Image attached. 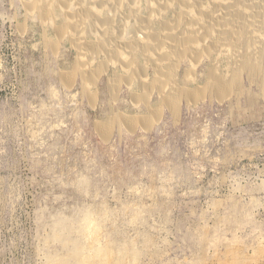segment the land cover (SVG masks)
<instances>
[{"label":"rangeland","instance_id":"1","mask_svg":"<svg viewBox=\"0 0 264 264\" xmlns=\"http://www.w3.org/2000/svg\"><path fill=\"white\" fill-rule=\"evenodd\" d=\"M66 1L0 0V264H79L76 250L99 246L106 262L89 264H264V63H237L256 66L252 42L166 47L160 71L140 22L158 39L167 24L195 38L189 0H130L119 14L97 0L98 25L115 23H86V37L70 19L84 0ZM231 77L224 100L182 94Z\"/></svg>","mask_w":264,"mask_h":264},{"label":"bare ground","instance_id":"2","mask_svg":"<svg viewBox=\"0 0 264 264\" xmlns=\"http://www.w3.org/2000/svg\"><path fill=\"white\" fill-rule=\"evenodd\" d=\"M39 2L41 1H44V0H38ZM49 2H53L54 0H47ZM62 1V0H61ZM79 1V0H67L66 1V4L64 5V8L67 12H71V10L73 9L75 3ZM97 0H84V3H80L78 4L77 3V6H76V10L74 12H71L70 14V19L72 20V22H75L76 24H73V28L78 30L80 35H83L81 34L82 31L84 30L83 28L86 27V23H90V22H97V25L99 23V20L98 19V12L96 11V8H97V3H99L98 1L96 2ZM109 1H113L114 2V5H115V9L116 11L118 12L117 14H119V10L123 7V5L127 2V1H130V0H108ZM178 1H181V0H152V2L154 3V5H156L155 3H159L161 2L162 3V6H160V10H166L168 9V6L170 4H174ZM205 2L204 4H199V5H196L195 2ZM225 0H189V1H186L184 4H182L183 6V9L185 10V21H186V24L188 26V28L191 30H195V32H197L196 34V37L195 38H188V39H176L173 37V32L175 31L174 29L171 30L170 27H172L171 25L170 26H164V30H163V33H164V36L163 38H157L154 37L151 35V32L149 29L150 25L151 24H144L145 22H147V20L143 22H140L141 23V27H142V31L140 30V32H143L142 34L145 35L144 38H146V44H148V47H147V51H152L151 53L155 54L158 56V61L155 63L152 61V63H155L157 66L156 68L160 71L161 70V64L164 60L165 57H162V52L165 50L166 47H170L169 50H172L174 52H178L180 51V53L186 51V50H182L181 49H184L186 47V49H188L187 51H189V46H198V49L201 47V46H206L207 44H210L211 46V49L212 51H217V53L225 50V48H235L237 46H239V43L241 42V40H244L246 38H248L252 44H251V50L254 51V53L256 54L257 58H258V63L256 64H253V63H249L247 61H245L244 59H240L239 57L237 59H239L237 61L238 63V66L241 68L240 70L242 71V73L245 71V69H252V70H258L259 66L258 65H262L264 63V0H227V1H231L232 4H224V5H220V6H217V7H214V10H211V12H209L207 10V6L208 5H211L212 2H221L223 3ZM48 2V4H49ZM96 2V3H95ZM107 2V3H108ZM137 2V0H136ZM151 2V3H152ZM183 2V0H182ZM43 3V2H42ZM106 3V4H107ZM40 4V3H39ZM89 4V6L87 5ZM129 4V3H128ZM134 4V3H133ZM132 4V6H133ZM136 4V3H135ZM138 4V2H137ZM51 5V4H50ZM102 5H105L102 4ZM153 5V6H154ZM54 6V5H53ZM108 6V5H107ZM106 6V7H107ZM110 6V5H109ZM135 6V5H134ZM133 6V7H134ZM50 7V6H49ZM63 7V6H62ZM104 7V6H103ZM137 7V5H136ZM42 8V7H41ZM40 8V9H41ZM100 8V7H99ZM102 8V7H101ZM105 8V7H104ZM110 8V7H109ZM132 8V7H131ZM133 9V8H132ZM136 9V8H135ZM155 9V8H154ZM101 11V10H99ZM111 11V10H110ZM115 11V13H116ZM50 12V11H49ZM155 12V11H154ZM161 12V11H160ZM160 12H156L157 16L160 14ZM40 13V12H39ZM38 13V14H39ZM54 13V12H53ZM103 13V11H102ZM184 13V12H183ZM37 14V15H38ZM48 14V12H47ZM46 14V15H47ZM130 14H131V11H130ZM129 14V15H130ZM133 15L138 16V12L135 10L132 12ZM154 14V13H153ZM162 14V13H161ZM164 14V13H163ZM192 15L194 17H192ZM39 16V15H38ZM164 16V15H163ZM47 17V16H45ZM56 17V16H55ZM116 17V15H115ZM155 17V16H154ZM153 17V19H154ZM160 17V16H159ZM181 17V16H180ZM117 18V17H116ZM177 18V17H176ZM183 19V17H181ZM68 19H69V16H68ZM143 19V18H142ZM150 19V18H149ZM107 20V21H106ZM128 21V20H127ZM176 21V20H175ZM183 21V20H182ZM72 22H69L70 25L72 24ZM152 22V21H150ZM115 23V21H114ZM112 21L108 20L107 19H104V21L100 22V25L98 26H101V24L104 26V27H112V25L114 24ZM162 23V22H161ZM166 23V22H165ZM179 23V22H178ZM177 23V24H178ZM182 23V22H181ZM179 23V24H181ZM116 25V24H115ZM114 25V26H115ZM96 26V25H95ZM139 26V24L137 25ZM179 26V25H178ZM177 26V27H178ZM109 27V29H110ZM140 27V28H141ZM162 27V26H161ZM103 28V27H102ZM115 28V27H114ZM174 28V27H173ZM64 29V28H63ZM72 28L69 27V31L71 30ZM83 29V30H82ZM106 29V28H105ZM112 29V28H111ZM75 30V31H76ZM125 30V28H124ZM138 30H139V27H138ZM62 31V30H61ZM72 31V30H71ZM153 31V30H151ZM73 32V31H72ZM86 32V30H85ZM112 32V31H111ZM119 32V31H118ZM116 32V33H118ZM126 32V31H125ZM177 32V31H175ZM194 32V31H193ZM87 33V32H86ZM107 33H110V32H107ZM75 34V33H74ZM112 34V33H111ZM115 34V33H113ZM112 34V35H113ZM153 34V33H152ZM175 34V33H174ZM76 35V34H75ZM78 35V34H77ZM86 35V34H85ZM109 35V34H108ZM140 35V34H139ZM195 35V34H194ZM121 36V34H120ZM119 36V37H120ZM125 35H123L124 37ZM127 36V35H126ZM141 36V35H140ZM82 37H86V36H82ZM179 37V36H178ZM75 38V37H74ZM114 38V36H113ZM122 38V37H121ZM142 39V40H143ZM83 40V39H82ZM115 41V38L113 39ZM119 40V39H118ZM116 39V42H113L114 44L117 43L118 41ZM75 42H78V41H75ZM80 42V41H79ZM85 43V42H83ZM97 43V42H96ZM122 43V42H121ZM119 43V44H121ZM128 43V42H127ZM140 43V42H139ZM87 44V42H86ZM134 44V43H133ZM145 44V45H146ZM78 45V44H76ZM98 45H101V44H98ZM123 45V44H122ZM125 45V44H124ZM142 45V44H141ZM144 45V46H145ZM132 46V45H131ZM209 46V45H207ZM96 47H99L97 45H95L94 48ZM104 47V46H103ZM107 47V46H106ZM123 47V46H122ZM134 47H137L134 46ZM143 47V46H142ZM146 47V46H145ZM188 47V48H187ZM93 48V49H94ZM108 48V47H107ZM132 48V47H131ZM85 49V48H84ZM83 49V50H84ZM110 49V47H109ZM126 49V47H125ZM128 49V48H127ZM210 49V48H209ZM82 50V49H81ZM88 50V49H87ZM98 50H101L98 49ZM105 50V49H103ZM102 50V51H103ZM116 50V49H115ZM130 50V49H128ZM132 50V49H131ZM135 50V49H134ZM168 50V49H167ZM166 50V51H167ZM168 50V51H169ZM108 51V50H107ZM106 51V52H107ZM143 53L145 52V50H142ZM146 51V53H148ZM204 51V50H203ZM97 52V50H96ZM99 52V51H98ZM104 52V51H103ZM102 52V53H103ZM105 52V54H106ZM112 52V51H111ZM116 52V51H115ZM133 52V51H132ZM206 52V51H204ZM94 53V52H93ZM92 53V54H93ZM110 53V52H109ZM117 53V52H116ZM115 53V54H116ZM120 53V51H119ZM118 53V54H119ZM169 53V52H168ZM171 53V52H170ZM84 54V52H83ZM111 54V53H110ZM109 54V55H110ZM123 54V53H122ZM132 54V53H130ZM153 54V55H154ZM174 54V53H173ZM171 54V55H173ZM82 55V53H81ZM108 55V56H109ZM137 55V54H136ZM144 55V54H143ZM148 55V54H147ZM146 55V56H147ZM166 55V54H165ZM164 55V56H165ZM168 55V54H167ZM176 55V54H175ZM200 55V54H199ZM83 56V55H82ZM101 56V55H100ZM121 56V55H120ZM169 56V55H168ZM167 56V57H168ZM191 56V55H190ZM143 57V56H142ZM182 57V56H181ZM192 57V56H191ZM210 57V56H208ZM241 57V56H240ZM121 58V57H120ZM137 58V57H136ZM144 58L145 59H148L145 57L144 55ZM157 58V57H156ZM179 58V57H178ZM177 58V59H178ZM87 59V58H86ZM99 59V58H98ZM133 59V58H132ZM172 59V58H171ZM170 59V62L172 61ZM174 59V58H173ZM85 60V59H84ZM112 60V59H111ZM121 60V59H120ZM169 60V59H168ZM123 61V60H122ZM132 61V60H131ZM147 62V60H145ZM149 61V60H148ZM194 61V60H193ZM120 62V61H119ZM117 62V63H119ZM165 62V60H164ZM198 62V61H197ZM89 63V62H88ZM115 63V62H114ZM132 63V62H131ZM130 63V64H131ZM138 63V61L136 62ZM150 63V61H149ZM151 63V65H153ZM168 63V62H167ZM144 64V63H143ZM147 64V63H146ZM172 64V63H171ZM85 65V64H84ZM88 65V64H87ZM89 65H92V64H89ZM134 65V64H133ZM169 65V64H168ZM176 65V64H175ZM139 66V65H138ZM146 66V65H145ZM164 66V65H163ZM167 66V65H165ZM178 66V65H177ZM194 66V65H193ZM196 66V65H195ZM264 66V64H263ZM135 66H132L131 65V68H133ZM137 67V66H136ZM147 67H149L147 65ZM170 67V66H169ZM173 67V66H172ZM175 67V66H174ZM168 68V67H167ZM179 68V67H178ZM102 69V68H101ZM106 69V68H105ZM138 69H141L138 68ZM148 69V68H147ZM172 69V68H170ZM107 70V69H106ZM137 70V69H136ZM145 70V68H144ZM156 70V69H155ZM157 70V72H158ZM179 70V69H178ZM239 70V71H240ZM92 71V70H91ZM132 71V70H131ZM140 71V70H139ZM177 71V70H176ZM89 72V71H87ZM103 72V70H102ZM170 72L174 73L172 70H169L168 74H170ZM250 72V71H249ZM86 73V72H85ZM134 75H135V72H133ZM143 73V72H142ZM145 73V72H144ZM161 73V72H160ZM158 73L160 76L161 74ZM176 73V72H175ZM255 72H253L252 74H254ZM137 74V73H136ZM156 74V75H158ZM238 74V73H237ZM251 74V75H252ZM258 74V73H257ZM256 74V75H257ZM138 75V74H137ZM164 75V74H163ZM167 75V74H166ZM244 75V74H243ZM96 76V75H95ZM99 76V75H98ZM169 76V75H167ZM171 78H173V74L170 75ZM173 76V77H172ZM234 76V75H232ZM236 76V75H235ZM259 76V75H258ZM158 77V76H157ZM163 77V76H162ZM187 77V76H186ZM192 77V76H191ZM210 77V76H209ZM212 77V76H211ZM147 78V77H146ZM169 77H167L168 79ZM168 81H170V79ZM175 78V77H174ZM173 80L175 81L176 79ZM240 78V77H239ZM239 78L237 77H231L229 79V84H228V88H226L225 90L221 89V88H218V89H215L214 87H216V83H218L219 81H217V79H214V81L210 78V80L208 81L209 83L203 87V89H200L196 92H184L182 94H184V96L186 97V99L188 101H191V102H198L200 101L199 99H202L204 98L206 95H210V93H215V95H217V97L220 99V100H224L225 99V96H228L229 94L231 95V92L233 90H235L238 86V82H239ZM98 79V78H96ZM149 79V78H148ZM146 79V80H148ZM188 79V78H187ZM190 79V78H189ZM225 79V78H224ZM66 80H69V79H66ZM89 80V79H88ZM163 80V79H162ZM166 80V79H165ZM193 80V79H192ZM191 80V81H192ZM212 80V82H211ZM219 80H221L220 82H222V78H220ZM93 81V80H92ZM197 81V80H196ZM217 81V82H215ZM147 82V81H146ZM166 82V81H165ZM145 83V82H144ZM143 83V84H144ZM223 83H227V82H223ZM132 84V83H131ZM147 84V83H146ZM159 84V82H158ZM165 84V83H164ZM167 84V83H166ZM165 84V85H166ZM94 85H96V83L94 82ZM116 85V84H115ZM161 85V84H160ZM164 85V86H165ZM222 85V84H221ZM131 87V86H130ZM149 86H146V89H148ZM194 91V90H193ZM213 91V92H211ZM183 92V91H182ZM143 93V92H142ZM160 93H163V92H160ZM169 96V95H168ZM178 96V95H176ZM137 98V97H136ZM173 98V97H171ZM178 98V97H177ZM176 99V98H175ZM174 100V98H173ZM219 100V101H220ZM176 102V101H175ZM180 102V101H179ZM175 104V103H174ZM171 106L175 107V109H173L174 111L176 110V112L178 111H181L179 110L180 109V103H178L177 105H172ZM175 112V113H176ZM153 120V119H152ZM150 120L149 122L151 123ZM123 122V121H121ZM124 123L129 126L131 128V126L133 127L134 125V121L133 120H130V121H124ZM149 123V124H150ZM141 124V122H140ZM145 124V123H143ZM148 124V125H149ZM152 124V123H151ZM135 126V125H134ZM154 126V125H153ZM144 127V126H143ZM149 127V126H148ZM103 127H101L102 129ZM104 129V128H103ZM102 129V130H103ZM107 131V130H106ZM109 131V130H108ZM89 232L90 234H92L93 236H97V230L96 228H94L93 226L91 227V229H89ZM97 238V237H96ZM100 247V246H99ZM99 247H95L92 251V255L89 256V257H82L81 256V253L79 250H76L74 252V255L75 256H78L80 259H79V264H89L90 261H91V258L94 257L95 259H98L100 261H105L106 262V258L108 257V251L104 250V249H101ZM109 261V259H107ZM111 260V259H110ZM103 263V262H101ZM100 263V264H101ZM97 264V263H95ZM105 264V263H104ZM106 264H109L108 262Z\"/></svg>","mask_w":264,"mask_h":264}]
</instances>
